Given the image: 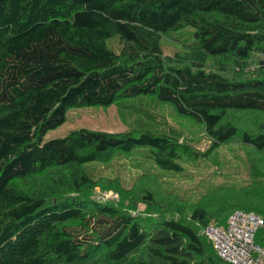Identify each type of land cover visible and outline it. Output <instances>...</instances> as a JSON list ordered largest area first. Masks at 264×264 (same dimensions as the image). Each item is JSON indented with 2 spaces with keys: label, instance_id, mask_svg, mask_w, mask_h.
Listing matches in <instances>:
<instances>
[{
  "label": "trees",
  "instance_id": "obj_1",
  "mask_svg": "<svg viewBox=\"0 0 264 264\" xmlns=\"http://www.w3.org/2000/svg\"><path fill=\"white\" fill-rule=\"evenodd\" d=\"M187 25L195 40L166 54L161 36ZM148 94L180 128L158 117L42 141L73 107ZM137 147L164 170H213L190 200L157 169L126 186L84 167ZM236 209L264 218V0H0V264H234L204 229Z\"/></svg>",
  "mask_w": 264,
  "mask_h": 264
},
{
  "label": "rangeland",
  "instance_id": "obj_2",
  "mask_svg": "<svg viewBox=\"0 0 264 264\" xmlns=\"http://www.w3.org/2000/svg\"><path fill=\"white\" fill-rule=\"evenodd\" d=\"M118 39L119 36L117 35L109 39V44L115 49L119 47ZM194 40V28L191 25H187L162 35L160 43L162 50L166 54H171L184 48L185 44L191 43ZM114 43L118 46H115ZM167 105L168 104L160 103L153 95L148 94L120 99L110 105L73 107L68 110L67 119L62 124L47 130L42 135V141L67 135L71 130L80 127L105 130L147 127L155 123L158 117L160 120H167L170 125L180 128L181 125H179L174 114L165 110V106ZM197 126V121L191 119L188 127L189 133H196ZM207 144V140L202 138L199 146L204 148ZM224 151L226 157L230 158L232 162L229 167L240 174H246V162L243 160V151L239 149L238 156L235 158H232L233 153L229 152L227 148H225ZM146 154V148L137 147L130 152H120L114 158L106 162H87L84 167L94 177L118 176L126 186L130 185L143 171L147 169H157L166 187L190 200H195L198 197L199 193L204 188L202 183L209 180L208 174L213 170V167L203 162L189 165L182 171L164 170L159 168ZM221 180H224V178L218 177L215 181ZM94 196L105 200L111 196L117 197L118 192L112 189L103 191L99 186H96ZM142 207L141 205V208Z\"/></svg>",
  "mask_w": 264,
  "mask_h": 264
},
{
  "label": "built area",
  "instance_id": "obj_3",
  "mask_svg": "<svg viewBox=\"0 0 264 264\" xmlns=\"http://www.w3.org/2000/svg\"><path fill=\"white\" fill-rule=\"evenodd\" d=\"M263 223V216L256 211L236 209L226 225L211 221L204 231L222 258L234 264H264V248L255 241Z\"/></svg>",
  "mask_w": 264,
  "mask_h": 264
}]
</instances>
